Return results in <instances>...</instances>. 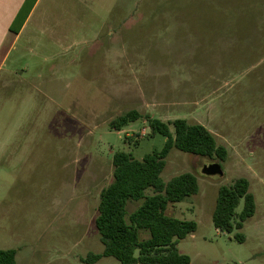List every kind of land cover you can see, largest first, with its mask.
<instances>
[{
    "label": "rangeland",
    "instance_id": "374dc122",
    "mask_svg": "<svg viewBox=\"0 0 264 264\" xmlns=\"http://www.w3.org/2000/svg\"><path fill=\"white\" fill-rule=\"evenodd\" d=\"M131 110L201 124L228 150L222 177L202 173L220 162L175 148L161 174L199 175V193L167 208L198 225L177 244L190 264H264V0H40L0 70V250L18 264L103 253L95 221L113 155L142 160L166 142L141 119L110 127ZM239 178L256 212L224 233L219 189ZM143 202H128V222Z\"/></svg>",
    "mask_w": 264,
    "mask_h": 264
},
{
    "label": "trees",
    "instance_id": "16d2710c",
    "mask_svg": "<svg viewBox=\"0 0 264 264\" xmlns=\"http://www.w3.org/2000/svg\"><path fill=\"white\" fill-rule=\"evenodd\" d=\"M37 1H25L10 26L12 34H19ZM140 119L148 123L151 135L166 137L165 145L142 160L123 151L113 155V181L100 194L95 221L104 251L101 254L90 253L84 260L86 264H95L103 257H113L121 264L191 263L190 257L182 254L177 244L195 233L198 225L195 221L169 216L167 208L199 193V175L185 172L165 182L161 174L174 148L189 156L204 157L220 164L228 159V150L205 126L185 119L165 122L131 110L113 119L110 127L121 131ZM148 189L154 192L150 196H146ZM140 199H144L143 204L129 215L128 222V202ZM242 200L244 208L236 215ZM255 212L256 203L250 192V183L246 178H239L232 185L220 187L212 220L217 230L230 234L235 229H242L244 222ZM142 232L148 233V238L142 239ZM237 238L243 240L241 234ZM16 256L15 250H0V264H18Z\"/></svg>",
    "mask_w": 264,
    "mask_h": 264
},
{
    "label": "crops",
    "instance_id": "0c3cea01",
    "mask_svg": "<svg viewBox=\"0 0 264 264\" xmlns=\"http://www.w3.org/2000/svg\"><path fill=\"white\" fill-rule=\"evenodd\" d=\"M25 1L26 0H0V70L5 64L13 46L21 39L28 21L40 2V0L36 2L19 34H12L10 32V26Z\"/></svg>",
    "mask_w": 264,
    "mask_h": 264
},
{
    "label": "water",
    "instance_id": "95a60500",
    "mask_svg": "<svg viewBox=\"0 0 264 264\" xmlns=\"http://www.w3.org/2000/svg\"><path fill=\"white\" fill-rule=\"evenodd\" d=\"M202 173L205 176H220L224 175V171L222 169V165L220 163H210L204 165L202 168Z\"/></svg>",
    "mask_w": 264,
    "mask_h": 264
}]
</instances>
